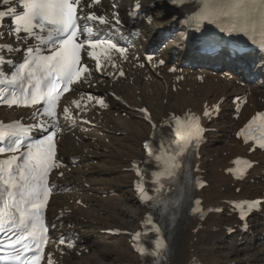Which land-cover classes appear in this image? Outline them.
<instances>
[{
	"label": "snow or ice",
	"instance_id": "6c2138e0",
	"mask_svg": "<svg viewBox=\"0 0 264 264\" xmlns=\"http://www.w3.org/2000/svg\"><path fill=\"white\" fill-rule=\"evenodd\" d=\"M200 3L202 5L201 11L192 19L197 21L207 19L216 23L223 22L221 18L226 17L229 24L228 28L225 29L227 31L248 33L254 31L258 26L261 34L264 35V0H200ZM98 4H100V0H0V65H11L13 60L9 54L18 53L21 46L26 47L27 52V55L23 57V63L18 64L10 79L0 71V77H4V79H0V83H4L6 79L8 84H18L26 106L37 104L42 99L45 100L48 107L44 109V114L55 116L53 93L57 96L60 95L57 90L60 83L66 81L70 85L75 83L82 73L91 74L87 65L77 68L80 60L79 51L85 47V44L92 49L101 46L107 50L114 49L121 56H125V48L113 42L111 36L105 37L99 27L94 31L93 26L90 25V22L98 21L99 25L108 26L111 24L113 29L119 30L117 26L121 24V21L116 14H113L111 18L115 23H111V20L106 16L98 15L95 11L90 10ZM113 6L115 7V5ZM140 7V4L137 3L136 8ZM85 8L89 11H85ZM5 21L9 25L7 30H4ZM79 37H83V39L77 42ZM5 39L9 42L3 43ZM33 40L50 45L51 54L48 56L35 54L39 52L38 48L35 46L27 47ZM88 54L93 55L91 52ZM160 63L162 64L163 61ZM96 70H100L99 64ZM170 70L174 71V69ZM121 75H123L122 72ZM33 80H35V84L31 83ZM68 90L67 87L63 88V91ZM89 99L92 97L89 96ZM98 102L103 105L102 100ZM8 103H17L15 93H13V99ZM73 103L79 106L78 101ZM63 111L68 116L71 115L67 107ZM141 111L146 110L142 109ZM205 115H208L207 111ZM189 119H195V117ZM258 120L264 121V113H258L253 117L248 126L249 129ZM176 123L177 125L181 124L179 118H176ZM260 127L264 128V124H261ZM199 131L197 125V132ZM19 132L20 129L15 128L11 134L18 135ZM243 134L244 131L242 130L239 135ZM175 135L180 137V140L175 142L174 147L171 143L166 145L163 140L159 146V150L168 156V160L165 161V164L168 165L166 169L168 176L174 175L175 170L181 167L183 161L179 158L187 159L190 148L195 146L193 141L197 139L195 135H189L186 138L180 128H177ZM248 138L258 139V142L264 145V131H261L260 137L249 136ZM51 140L52 137H49V144H51ZM20 144L21 142L16 140L7 149L0 148V152H16ZM145 148L148 149V154L152 155V150L147 142ZM52 155H54V145L50 151L49 148H45L41 144L37 146L35 154L29 152L23 166L17 165L14 170L13 164L17 157L12 156L11 159L5 160L3 162L4 167L0 168V173H6V175L0 174V202L3 203V207H0V231L13 230L14 234H17L16 244L27 239L28 236L34 237L35 249L28 244L23 246L24 252H34L31 258L24 256V252L20 249H16L15 254L11 257L15 261H21V257L24 256L22 264H39L41 259L39 253H42L40 240L44 244L47 243V239L43 236L40 237V240L35 239V237L39 231L41 198L43 197L44 202H46L48 195V189L46 187L42 189L41 181L46 185L47 173L54 166L51 162ZM156 160L160 161L161 156L157 155ZM157 182H159V175H157ZM140 190L143 191L142 188ZM5 196L7 200H5ZM257 205L264 207V202H247L246 205L241 206V210L243 212L245 207L253 209ZM17 229L19 233L15 231ZM156 231L159 232V228ZM139 236L138 233L134 238L138 239ZM60 243L63 244L65 241L61 239ZM68 247H72V244L69 243ZM164 247V242L157 239L155 251L146 250L143 247L137 250L142 255L147 252L152 257H159L163 254ZM0 259L5 258L0 257Z\"/></svg>",
	"mask_w": 264,
	"mask_h": 264
},
{
	"label": "bare ground",
	"instance_id": "6f19581e",
	"mask_svg": "<svg viewBox=\"0 0 264 264\" xmlns=\"http://www.w3.org/2000/svg\"><path fill=\"white\" fill-rule=\"evenodd\" d=\"M132 0H124V4L130 3ZM165 0H142L145 11L151 14V22L146 24L140 22L139 27L142 36L148 37L152 35L159 27H167L174 25L172 18H168L162 14ZM140 44L144 42L139 40ZM164 55L172 54L175 56V60L180 59L188 60L186 64L187 70H192V74H195L193 67V58H196L194 53H185L181 48H174L172 45L167 44L162 51ZM219 59V57L217 58ZM235 70V67H234ZM164 78L168 75L163 72ZM234 77L239 80V75L234 74ZM122 84V85H121ZM119 84L115 82L113 85L118 87L117 90L123 99L133 105H138L140 102H148L153 99L157 100V106L154 107L155 116L161 117L167 114L168 110H182L190 106L197 107L201 100H212L217 95H227L234 91L240 90V87L227 82L224 79L217 78L216 82H213V77L208 75L206 82L203 85H198L196 89H193L191 93L186 94L184 97L173 96L166 93L163 86V82L156 80L153 84L155 90L153 94L148 91V86L141 77V73H135V81L133 85H127L124 81ZM193 87L194 81L188 82ZM252 90L259 92L264 96V87L259 85L252 86ZM138 91V94L136 93ZM138 96V98L136 97ZM166 99V104H162V100ZM173 101V102H171ZM257 106H261L257 103ZM113 110L127 112L125 104L114 102ZM113 124L114 128H110L109 124ZM223 126L219 128L217 135L220 140H217L216 145H208V153L212 157L211 162L207 160L209 166L214 168V173L217 176L216 184L219 186H225L223 193L217 192V196L212 198L211 196L204 197V204H213L222 206L220 203L222 198L227 196L242 197L246 195H259L264 191V157L258 154H253L252 157L259 160V165L254 169L253 175L256 179L255 185H244L245 188L239 195H233V191L229 188L227 182V176L222 173L220 168L224 165L232 156H236L243 151L238 143V140L233 138L232 133L235 131L236 123H234L227 114L223 116L220 122ZM115 131H120V135L113 134ZM149 128L138 118H115L112 115H106L101 119L99 132L95 133L96 139L94 141H88L80 145L74 144L71 139H68L66 146L63 150L73 155L74 157H80L83 168H74L71 174V190H67L58 196L57 200L52 201L50 210L55 213V210L67 206L73 210L74 201L78 197H87L89 201H92V205L85 210H73L74 214L70 219V223L75 221V216L79 213L82 215V219L78 218L76 224H79L81 228L89 230L93 233H97L100 239H93L90 234L81 232V236L84 239L85 244L89 247V252L83 251L82 255L73 253L64 259V264H137L136 256L125 245L122 237L119 238H106L99 234V230L103 228L105 221L122 223H129V221L135 217L136 212L132 211L131 214H127L116 203L115 199L119 195H123L125 201L132 202L133 196L129 187V181L131 174L123 169L128 168L131 158H139L141 152L138 148L139 140L147 135ZM101 133V134H100ZM229 135L230 139H227ZM110 137V143H104V137ZM211 137H214L213 134ZM98 146H104L103 152L97 154L94 150ZM88 149V150H85ZM225 152L224 156L219 155V152ZM215 151V152H214ZM94 156L98 157L99 161L96 162L98 166L92 168L91 160ZM206 163V160H204ZM95 164V165H96ZM70 166V165H69ZM211 188V186L209 187ZM250 189V192L248 191ZM118 192L117 196L108 197L106 200H99L95 197L98 193L103 192ZM88 192H92L93 196H88ZM105 213V218L95 216L94 213ZM113 217V218H112ZM125 219L127 221L125 222ZM193 222L189 219H184L178 230L174 235L173 244V260L175 264H184L187 259L193 254L191 248L194 243L191 244L192 234L190 228ZM210 227V226H209ZM205 232H207L205 230ZM260 239L258 241V237ZM243 241L237 243L236 237L230 236L225 238L222 236V232L208 233L207 241L209 243L222 246L226 240L231 244V248H227L228 252L223 256V262L212 261L209 264H227L232 261H237L236 264H264V220H260L253 225V231L249 235L242 237ZM216 249H213L215 251ZM212 251V252H213ZM215 254V253H214ZM222 257V256H221Z\"/></svg>",
	"mask_w": 264,
	"mask_h": 264
},
{
	"label": "rangeland",
	"instance_id": "374dc122",
	"mask_svg": "<svg viewBox=\"0 0 264 264\" xmlns=\"http://www.w3.org/2000/svg\"><path fill=\"white\" fill-rule=\"evenodd\" d=\"M217 81V80H216ZM215 152V151H214ZM217 152H219V154L217 155V156H219V155H223L224 156V154H225V152H221V151H219V150H217ZM216 180H217V178H216ZM113 218V217H112ZM127 221V219H125V222ZM207 243L205 242V246L207 247ZM209 246V245H208ZM225 253H226V250L225 249H220L219 251H218V253H216V254H214L213 252H211L210 250H208L207 248L204 250V247L202 246L201 247V251H200V254L201 255H203L205 258H212L213 260L214 259H219V260H221L222 258H223V256L225 255ZM82 255V254H81ZM222 256V257H221Z\"/></svg>",
	"mask_w": 264,
	"mask_h": 264
}]
</instances>
